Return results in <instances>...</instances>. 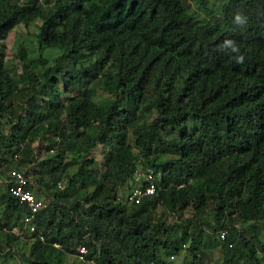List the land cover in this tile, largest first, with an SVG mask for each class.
Wrapping results in <instances>:
<instances>
[{
	"label": "trees",
	"instance_id": "16d2710c",
	"mask_svg": "<svg viewBox=\"0 0 264 264\" xmlns=\"http://www.w3.org/2000/svg\"><path fill=\"white\" fill-rule=\"evenodd\" d=\"M205 1L197 0L203 6ZM188 2L0 0V41L15 25L26 26L38 17V41L60 51L50 66L41 55L30 61L40 79L26 92L29 113L16 112L15 120L9 119V95L16 81L4 69L0 52V115L11 122L8 134H0L6 168L27 173L24 159L34 163L37 150L52 148L42 162L50 172L78 163L77 177L91 181L90 159L62 160L75 149L74 141L87 152L98 140L107 147L102 177L113 175L116 183L128 176L134 183V166L141 163L152 168L156 187L154 194L132 204L117 200L112 188L99 181L83 199L76 190L69 202H58L55 192L48 200V184L34 177L46 191V205L35 220L45 240L30 241L28 264H61L63 254L74 253L79 244L86 246L92 262L81 264H171L163 255L182 250L189 256L186 264H202L198 252L214 246L221 248L220 264H264V244L245 236L248 229L258 241L255 226L264 219V0H223L218 12L200 20L188 11ZM237 13L245 18L242 25L235 22ZM226 40L239 52L225 46ZM83 54L91 57L85 65L77 62ZM108 62L114 73H102L99 80L110 99L96 103L89 83L97 72H105ZM25 75L31 83L37 78L31 70ZM59 86L75 92L62 101ZM36 92L44 94L42 105L51 117L43 114ZM140 108L154 109L155 115L141 121ZM35 138L40 140L30 148ZM19 141L25 142L20 151ZM14 151L16 160L11 158ZM56 181L52 176L51 185ZM0 204L9 215L2 223L7 227L0 222L6 254L18 239L9 229L28 209L4 184ZM159 205L190 208L194 220L152 223L147 212ZM204 217H210V225ZM204 224L215 236L209 238ZM221 228L228 230L224 239L217 234Z\"/></svg>",
	"mask_w": 264,
	"mask_h": 264
},
{
	"label": "rangeland",
	"instance_id": "374dc122",
	"mask_svg": "<svg viewBox=\"0 0 264 264\" xmlns=\"http://www.w3.org/2000/svg\"><path fill=\"white\" fill-rule=\"evenodd\" d=\"M223 2V0H206L204 5L201 3H198L197 0H189L188 2V11L197 19L200 20L204 17H207L209 13L218 12L220 4ZM40 24V19L36 17L32 22H30L28 25L24 26L21 23L15 25L0 41V52L4 55V69L9 71V75L11 76L13 82L16 81V88L10 92V105L13 109V113L9 115V119L13 117V120H15V114L16 112L22 111L26 114L29 113V109L25 107L26 104V96H27V90L32 86H37V81L40 79L38 77L39 72H34V70L31 68L32 65L30 64V61L37 60V58L41 55L43 58H45V66H50L52 64V58L55 57L60 51L58 48L47 46L46 44H41L38 41V25ZM20 52L23 53L20 55ZM91 57L86 56L85 54L79 56L77 58V62H81V65H85L89 62ZM64 64H69L68 61H65ZM27 70H31L34 74H37L36 80L31 83L27 76L25 75V72ZM105 72H97V79H93L89 83L90 88V97L96 102V103H102L106 102L108 99H110L109 93L106 91V89L103 88V84L99 80V77H101V74H113L114 72H111L114 70V67L109 64H105L102 68ZM59 90H61V100L66 101V97L72 96L74 94L73 91H64L61 86L58 87ZM151 92L154 88L152 86L148 89ZM44 94L36 92L35 94V100L39 104L42 105V97ZM43 107V114L47 112L50 114L47 106L42 105ZM22 109V110H20ZM140 110L143 112L141 115V121H149L151 118L155 115V110L153 109H147L140 108ZM52 115H48L47 118L51 117ZM64 112H60L58 117L63 118ZM8 117H6L5 114L0 115V134H8L11 126V122L9 121ZM22 129L26 127V123L22 121ZM86 132H90L94 134L93 128L87 127ZM30 139L29 135L26 136ZM70 138L67 136L64 138V140ZM28 139V141H29ZM78 140V138H76ZM39 138H35L33 141L29 143V147L31 148V145L34 147L35 143L39 141ZM74 147L75 149L72 151H68L65 153L62 163L68 161L70 158L77 156L79 160L81 159H90L92 172H94V176L91 177L90 180H86L85 178L79 179L77 177V165L78 163L74 164H68L64 166L62 169L58 168L54 171L48 170V165L44 164L42 162L44 158H48L50 154H47L43 151L37 150V156L39 158L35 159L36 162L29 161L26 157L24 165L26 166V170L28 171L27 174H32L35 177L40 176L42 178V181L46 182L49 186L47 189V198L48 200L50 197H52V193L55 192L58 194V202L66 201L69 202L72 197L73 193L78 190V198L83 199L84 196H87L92 192L93 188L97 184V182L101 181L102 187L105 189L112 188L113 194L116 197L117 200H122L123 195L125 193V186L127 184H132L133 181L129 180V177H124L121 181L114 182V176L109 175L107 177H102L101 173L103 171L102 166V160H103V153L106 151L107 148L102 142L100 141H93V145L88 149L87 152H82L79 150L77 146V142L74 141ZM133 150L137 152V149L134 148ZM79 154V155H78ZM149 154V153H148ZM21 156V155H20ZM168 157V155H165ZM42 160V161H40ZM45 160V159H44ZM141 164V163H137ZM54 165V164H53ZM52 167V164L51 166ZM52 176L56 179H58L61 182V187H56L51 185L52 182ZM72 182L73 185H70L68 182ZM112 193V191H111ZM211 205H207L208 207ZM129 205H126L128 208ZM208 207L205 208L203 211V215L207 214ZM8 212L5 211L3 208V205L0 204V222L1 224L6 221L8 217ZM210 216V215H209ZM147 217L150 220V222L154 223L157 221H163L168 224H173L175 222H179L181 220H184L185 218H190L194 220V214L192 209L185 208L182 210H171L169 208H166L165 206H156L152 209H149L147 212ZM206 221L211 224L210 217H204ZM200 221V220H199ZM198 221V222H199ZM201 222V221H200ZM264 219L261 221V223H257L255 226V234L258 237V241H255L250 235L249 230L247 229V235H245L247 238L249 237L254 244H264ZM202 223V222H201ZM239 223V222H238ZM203 224V223H202ZM4 225V224H2ZM242 225H247V222H242ZM7 227L8 225H4ZM15 226V225H14ZM206 232L209 234V238H212L210 235H212L213 231L210 227L207 225H203ZM13 227V226H12ZM239 227L241 225L239 224ZM6 230V228L4 229ZM48 230H51L48 228ZM64 229L62 228V231ZM10 231V229H9ZM0 228V264H28L27 258L31 256L30 254V241L26 238L19 237L18 239L12 240V245L14 247V251L4 254L2 251V246L5 245L6 235L4 234ZM213 236H215V233H213ZM12 253V254H11ZM200 255L201 263L202 264H220L221 263V248L218 246L212 247L210 250H204L202 253L200 251L198 252ZM261 254V253H260ZM165 262H169L171 264H186L188 260V254L185 250L180 251L178 254H174L172 257L163 255ZM42 264V263H39ZM47 264H55L53 261L47 263ZM61 264H78V262L75 260V257L73 256V252H66L62 256V262Z\"/></svg>",
	"mask_w": 264,
	"mask_h": 264
},
{
	"label": "built area",
	"instance_id": "2783aa9c",
	"mask_svg": "<svg viewBox=\"0 0 264 264\" xmlns=\"http://www.w3.org/2000/svg\"><path fill=\"white\" fill-rule=\"evenodd\" d=\"M25 145L24 141L17 142L18 151H20ZM53 149L48 148L43 151L45 153L51 152ZM36 150L34 149V152ZM39 151V150H38ZM18 153L14 151L12 159L16 160ZM36 158H39L37 156ZM37 160L34 158V162ZM6 160L0 159V185H7V191L13 196L17 202L27 207L28 211L22 213L19 219V223L10 228V231L19 237H23L32 241L38 239L41 242L45 240L44 233L37 227L35 222L39 211L45 207L46 202L44 194L46 191L43 190L42 184L35 180V176L27 174L24 170L18 167H7ZM134 183L125 191L123 200L132 204L139 203L142 198L149 197L155 193L156 187L153 180V170L150 167H145L141 164H136L133 169ZM61 182L56 181L55 186L61 187ZM233 227L238 229V223H233ZM226 228L218 230L217 234L220 239H224L227 234ZM51 245L60 248V244L56 241H51ZM14 249V247H13ZM87 248L83 244H79L75 247L73 256L78 264L81 263H92L91 259L86 258ZM172 257V256H170Z\"/></svg>",
	"mask_w": 264,
	"mask_h": 264
},
{
	"label": "clouds",
	"instance_id": "9594fccd",
	"mask_svg": "<svg viewBox=\"0 0 264 264\" xmlns=\"http://www.w3.org/2000/svg\"><path fill=\"white\" fill-rule=\"evenodd\" d=\"M235 22L238 25H242L243 23H245V18L241 14L237 13L236 16H235ZM225 46L230 47L232 52H239V48L237 47V45L232 40H226L225 41ZM237 59L239 61H242L243 57L239 56Z\"/></svg>",
	"mask_w": 264,
	"mask_h": 264
}]
</instances>
